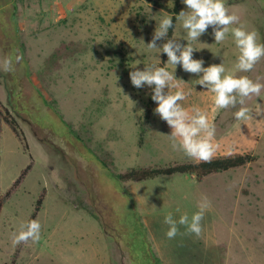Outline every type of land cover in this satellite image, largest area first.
<instances>
[{
    "label": "rangeland",
    "instance_id": "1",
    "mask_svg": "<svg viewBox=\"0 0 264 264\" xmlns=\"http://www.w3.org/2000/svg\"><path fill=\"white\" fill-rule=\"evenodd\" d=\"M153 1L160 6L0 0V61L13 60L12 71L0 69V264H264V90L246 100L252 118L238 121L240 105L213 111V94L196 84L198 77L165 65L185 82L182 106H199L215 125L213 156L256 160L201 180L188 174L118 178L133 168L199 161L173 150L171 129L153 114L151 89L130 82V71L162 62L163 53L145 44L165 13L174 16L175 0ZM223 2L264 43V0ZM211 31L191 42L193 58L204 67L223 60L226 74L264 84V58L251 72L236 71L231 34L215 44ZM173 39L187 43L178 21ZM41 197L40 240L14 246L13 233L32 219ZM202 197L210 208L201 235L178 225L168 239L165 216L191 219Z\"/></svg>",
    "mask_w": 264,
    "mask_h": 264
},
{
    "label": "clouds",
    "instance_id": "2",
    "mask_svg": "<svg viewBox=\"0 0 264 264\" xmlns=\"http://www.w3.org/2000/svg\"><path fill=\"white\" fill-rule=\"evenodd\" d=\"M181 3L186 10H181L176 15V20L186 32L187 43L182 44L181 40L168 38L169 30L173 28V19L165 13L156 25L151 41L144 43L146 48L165 54L166 66L170 65L175 70L180 66L185 73L198 77L196 84L213 94V111L240 105L241 107L234 113L235 119L238 121L251 119V110L244 105L248 98L260 96L264 84L258 79L253 81L247 75L236 76L231 72L226 74L223 60L220 64L204 67L203 59L193 58L196 50L191 42H199L200 37L205 35L210 27L215 44L222 43L231 34L239 53L234 69L247 73L254 70L256 64L264 58V43L257 42L258 33L245 30L239 16L229 14L223 0H181ZM231 25L239 26L230 27ZM160 40L164 43L158 46L157 41ZM22 59L23 57L19 55L15 57L17 63ZM0 69L4 72L12 71V58H3L0 61ZM129 77L134 88L141 89L147 86L151 89L150 98L157 105L153 114L171 129L170 134L166 136L173 150L181 151L191 159L210 161L218 147L213 142L215 125L209 120L207 112L199 106L193 105L190 108L182 106L180 102L186 100L189 95L180 87L181 83L185 82L177 79L175 72L169 71L167 67L155 65L145 66L143 70L135 68L129 72ZM172 89L176 90L173 92ZM197 206L199 211L194 213L191 219L187 214L181 215L178 221L173 219L171 214L165 216L164 223L169 226L165 233L168 239L177 236L178 225L185 227V234H194L196 237L201 235V222L206 210L210 208V201L207 197H202ZM40 235L41 224L38 219H32L21 225L18 234L13 233L12 243L14 246L29 241L36 243L40 240Z\"/></svg>",
    "mask_w": 264,
    "mask_h": 264
},
{
    "label": "trees",
    "instance_id": "3",
    "mask_svg": "<svg viewBox=\"0 0 264 264\" xmlns=\"http://www.w3.org/2000/svg\"><path fill=\"white\" fill-rule=\"evenodd\" d=\"M152 3L159 5L156 1L151 0ZM160 6V5H159ZM181 6V0H175L174 7L171 9V12L174 13L173 19V28L169 30L168 38L173 39L174 30L176 27V15L179 13ZM167 10H170L167 8ZM167 62V56L163 54L162 62L159 67H165ZM150 103L154 102L150 98ZM13 129L17 133V127L15 126V121H10ZM256 160L255 156L252 154H234V155H223V156H213L210 161H196V162H187L176 165H169L165 167H140L133 168L127 172L118 175V178L122 182L134 181L142 182L146 180L155 179L162 176H172L176 174H188L196 175V177L201 180L211 174L226 172L232 169H236L242 166H245L248 163L254 162ZM31 168V165L25 169V172L18 178L14 186H17L21 180L25 177L28 170ZM43 203V198L41 197L38 200L37 206L35 208L32 219H35ZM31 219V220H32Z\"/></svg>",
    "mask_w": 264,
    "mask_h": 264
}]
</instances>
